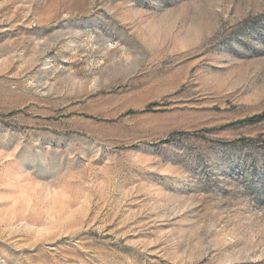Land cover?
Returning a JSON list of instances; mask_svg holds the SVG:
<instances>
[{
  "label": "rangeland",
  "instance_id": "374dc122",
  "mask_svg": "<svg viewBox=\"0 0 264 264\" xmlns=\"http://www.w3.org/2000/svg\"><path fill=\"white\" fill-rule=\"evenodd\" d=\"M261 114L264 0H0V264H264Z\"/></svg>",
  "mask_w": 264,
  "mask_h": 264
},
{
  "label": "trees",
  "instance_id": "16d2710c",
  "mask_svg": "<svg viewBox=\"0 0 264 264\" xmlns=\"http://www.w3.org/2000/svg\"><path fill=\"white\" fill-rule=\"evenodd\" d=\"M262 119H264V114L248 117L245 120L249 123H254V122H258Z\"/></svg>",
  "mask_w": 264,
  "mask_h": 264
},
{
  "label": "bare ground",
  "instance_id": "6f19581e",
  "mask_svg": "<svg viewBox=\"0 0 264 264\" xmlns=\"http://www.w3.org/2000/svg\"><path fill=\"white\" fill-rule=\"evenodd\" d=\"M2 10H4V9H2ZM3 12V11H2Z\"/></svg>",
  "mask_w": 264,
  "mask_h": 264
}]
</instances>
